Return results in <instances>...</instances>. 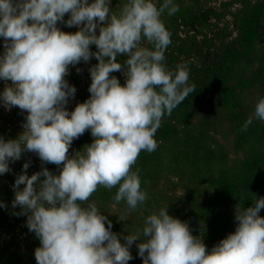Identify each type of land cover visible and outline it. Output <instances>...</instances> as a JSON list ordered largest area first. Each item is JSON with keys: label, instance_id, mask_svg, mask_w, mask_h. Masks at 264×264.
I'll use <instances>...</instances> for the list:
<instances>
[{"label": "clouds", "instance_id": "clouds-1", "mask_svg": "<svg viewBox=\"0 0 264 264\" xmlns=\"http://www.w3.org/2000/svg\"><path fill=\"white\" fill-rule=\"evenodd\" d=\"M110 4L0 0V79L11 81L0 93V102L6 110L18 107L27 113L15 139L0 137V174L9 172V162L25 152L37 154L42 162L41 171L31 176L29 163H24L12 202L13 208L20 206L16 214L27 216L29 231L40 241L37 264H128L136 241H141L137 248L143 264H264V217L259 215L264 197L255 198L252 207L236 208L235 232L211 251L192 235L187 222L169 215L168 206L147 216L142 232L126 235L121 243L111 230L112 221L95 202L89 203L100 186L118 187L114 201L125 202L128 212L147 200L139 170L132 168L141 151L157 148L154 137L165 114L170 116L195 91L188 84L186 64L170 71L163 63L171 34L161 16L165 10L175 14L178 5L164 0L158 8L152 0H127L117 15L110 14ZM65 14H70L67 21ZM58 22L79 30L64 32ZM142 40L152 49L141 46ZM92 45L97 51L90 50ZM119 55L128 57L123 65ZM92 57L98 63L89 69L90 97L69 111L66 105L77 91L65 79L69 66ZM122 68L124 85L110 75ZM253 118L264 121V98L242 130ZM88 130L93 142L69 157L73 141ZM45 163L62 165L59 174L43 167ZM126 218L127 213L118 216L119 221Z\"/></svg>", "mask_w": 264, "mask_h": 264}, {"label": "trees", "instance_id": "trees-1", "mask_svg": "<svg viewBox=\"0 0 264 264\" xmlns=\"http://www.w3.org/2000/svg\"><path fill=\"white\" fill-rule=\"evenodd\" d=\"M152 2L159 8L164 0ZM126 3L127 0H111L110 14L118 15ZM173 3L179 11L169 16L165 10L161 16L171 34L163 63L170 71H175L178 64H186L188 84L194 85L195 91L170 116L165 114L154 137L157 148L151 153L141 151L132 168L139 170L147 200L128 212L125 202L114 201L118 187L100 186L89 203L95 202L101 214L115 208L127 213L125 223L117 217L112 220L111 230L118 234L121 243L126 235L142 232L147 216L168 206L169 215L187 222L192 235L201 238L211 251L235 232L236 208L252 207L255 198L264 197V121L253 118L247 129L242 130L258 100L264 98V0H173ZM65 16L69 18L70 14ZM57 26L68 33L79 30L63 22ZM141 46L152 49L144 40ZM90 50L95 52L97 48L92 45ZM127 58L119 55L117 61L123 65ZM97 63L92 57L88 62L69 66L74 77L84 79L78 103L90 97L89 69ZM77 68L81 71L77 72ZM110 75L125 84L123 68ZM2 131L0 126V137L5 141L16 138L2 135ZM84 138L85 134L75 139L69 149L82 150L86 145ZM24 160H30L29 176L41 171L38 155L25 152L15 161L19 165L14 170L0 174V203L4 205L0 207V231L6 230L12 237L2 250L0 264H37L35 249L40 241L29 231L27 216L16 214L21 212L20 206L12 207L13 185L22 174ZM43 167L59 174L62 165L45 163ZM259 215L264 217V208ZM22 235L26 237L20 239ZM140 242H134L130 250ZM23 243L25 250L21 255L17 251L3 259L10 248L17 249ZM131 254L133 259L128 264H143L138 251Z\"/></svg>", "mask_w": 264, "mask_h": 264}, {"label": "rangeland", "instance_id": "rangeland-1", "mask_svg": "<svg viewBox=\"0 0 264 264\" xmlns=\"http://www.w3.org/2000/svg\"><path fill=\"white\" fill-rule=\"evenodd\" d=\"M68 16L64 17V21H67ZM4 39L3 37H0V55L3 54L4 52ZM65 79L68 81V83L72 86H74L76 88V93L74 98H70L68 104L66 105L67 109L69 111L74 110L75 106L78 103V96L81 94L82 91V82L84 81L83 78H81L80 80L77 79L76 77H74L70 71L69 68V75L65 77ZM8 84L9 86H11V81L5 82L4 80L0 79V93L3 92L5 84ZM27 113L21 111L18 107H12L11 110H6L3 103L0 102V126L1 129H3L2 131V135L4 133V136L7 135H11L14 137H17L22 131H23V124L25 122V118H26ZM85 138H84V143L86 145H90L93 142V137L91 136V132L90 130L86 131L85 133ZM77 151L75 150V148L73 150L69 149V157H71L72 155H74ZM25 162H30V160H24ZM19 164H22L21 160L19 161ZM17 162H9V168L10 171L14 170L18 165ZM104 215H106L108 217V220H114V218H118V216L125 214L121 211H119L117 208L113 209V211H107L105 213H102ZM129 215V214H128ZM125 221H127V218L123 221L125 223ZM107 222V221H106ZM5 231H0V255L2 254V250H4L5 247H7V245H9L10 241H11V236H8L7 233H5ZM24 237H26L25 235H22V237H20V239H24ZM32 243V242H31ZM134 245V244H133ZM132 245V246H133ZM131 246V247H132ZM25 250L24 247V243L20 245L19 248H10L9 251L7 252V254H5V256H3V259H5V257L13 252H20L21 253Z\"/></svg>", "mask_w": 264, "mask_h": 264}, {"label": "flooded vegetation", "instance_id": "flooded-vegetation-1", "mask_svg": "<svg viewBox=\"0 0 264 264\" xmlns=\"http://www.w3.org/2000/svg\"><path fill=\"white\" fill-rule=\"evenodd\" d=\"M131 252H136L137 253V251H138V248H137V246H136V248L134 249V250H130Z\"/></svg>", "mask_w": 264, "mask_h": 264}]
</instances>
